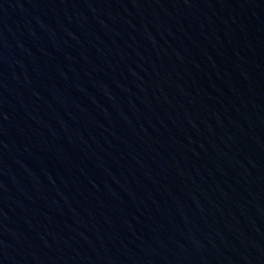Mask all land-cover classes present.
Listing matches in <instances>:
<instances>
[{"label": "water", "instance_id": "obj_1", "mask_svg": "<svg viewBox=\"0 0 264 264\" xmlns=\"http://www.w3.org/2000/svg\"><path fill=\"white\" fill-rule=\"evenodd\" d=\"M0 264H264V0H0Z\"/></svg>", "mask_w": 264, "mask_h": 264}]
</instances>
